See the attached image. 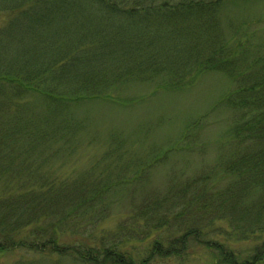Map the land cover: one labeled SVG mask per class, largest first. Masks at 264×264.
<instances>
[{
	"label": "trees",
	"instance_id": "trees-1",
	"mask_svg": "<svg viewBox=\"0 0 264 264\" xmlns=\"http://www.w3.org/2000/svg\"><path fill=\"white\" fill-rule=\"evenodd\" d=\"M239 1L0 0V255L264 264V241L249 252L228 246L264 231V28L227 19ZM207 72L233 84L201 117L230 111L211 146L193 139L191 121L176 150L130 156L119 145L86 170L59 173L56 164L73 156L86 127L77 107L141 101L145 94L124 98L135 83L152 93L182 91ZM184 150L197 151L202 168L181 172L166 191L143 192L148 161L153 167ZM122 199L133 211L115 231L100 228ZM151 235L141 252L126 247Z\"/></svg>",
	"mask_w": 264,
	"mask_h": 264
},
{
	"label": "rangeland",
	"instance_id": "rangeland-1",
	"mask_svg": "<svg viewBox=\"0 0 264 264\" xmlns=\"http://www.w3.org/2000/svg\"><path fill=\"white\" fill-rule=\"evenodd\" d=\"M225 16L228 20H247L256 24V27L264 28V0L239 1L226 9ZM239 29L241 26L238 27ZM257 31H259L258 28ZM260 34L262 35L261 41L264 42V31ZM232 85L227 75L220 72H207L201 75L194 85L177 92L160 90L152 93L150 86L135 83L134 86L126 89L124 98L134 94H145V97L129 105L116 106L104 101L81 105L76 108L75 113L85 121L86 127L80 134L78 148L72 157L59 160L57 164L62 165L56 164V167L61 175L76 174L78 171L90 168L101 158L102 154L108 153L110 149L119 145L130 156L135 153L146 154L152 149L163 150L168 146L176 150L179 144L174 142L177 141L183 128L191 121L194 124L197 122L194 127L199 135L197 138V134H194L193 139L196 138L211 146L214 138L228 128V122L223 123L221 117L224 114V117L229 118L230 111H219L216 115L210 116L207 121L202 120L201 117L211 110ZM116 136L123 138L125 142H117ZM194 146V143H191V147ZM215 154L212 148L206 156L207 161H213ZM203 161L197 151L187 150L180 151L168 161L155 164L153 167L152 164L155 162L149 160L148 164L151 167L148 168V166L145 169L151 182L142 190L146 192L151 188H159V192L166 191L169 184L179 177L181 172L192 173L194 170H200ZM141 188L139 186V192ZM130 211H133V206L129 199L117 201L109 217L101 222L100 228L105 231H115L120 228L121 221L128 216ZM154 237L151 235L149 238L143 237L125 244L126 247H137L141 252L147 249V245L149 246ZM262 241H264V231L249 240L232 241L228 246L236 251L249 252ZM200 255L207 256L205 253H200ZM197 262L203 263V258L193 259L189 264ZM0 264L80 263L67 256L37 254L20 249L0 255Z\"/></svg>",
	"mask_w": 264,
	"mask_h": 264
}]
</instances>
